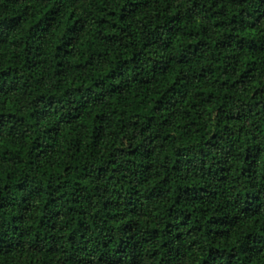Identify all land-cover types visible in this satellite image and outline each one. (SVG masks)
I'll list each match as a JSON object with an SVG mask.
<instances>
[{"label": "clouds", "instance_id": "9594fccd", "mask_svg": "<svg viewBox=\"0 0 264 264\" xmlns=\"http://www.w3.org/2000/svg\"><path fill=\"white\" fill-rule=\"evenodd\" d=\"M0 264H264V0H0Z\"/></svg>", "mask_w": 264, "mask_h": 264}]
</instances>
